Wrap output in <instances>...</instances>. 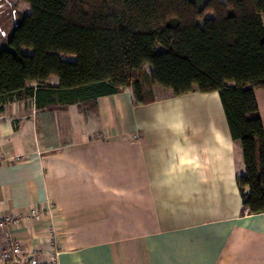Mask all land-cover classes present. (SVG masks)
I'll use <instances>...</instances> for the list:
<instances>
[{"label": "crops", "instance_id": "1", "mask_svg": "<svg viewBox=\"0 0 264 264\" xmlns=\"http://www.w3.org/2000/svg\"><path fill=\"white\" fill-rule=\"evenodd\" d=\"M255 98L264 126V89ZM244 170L217 92L23 96L0 108V223L21 221L0 224V256L14 239L39 264H264V212L241 213Z\"/></svg>", "mask_w": 264, "mask_h": 264}, {"label": "trees", "instance_id": "2", "mask_svg": "<svg viewBox=\"0 0 264 264\" xmlns=\"http://www.w3.org/2000/svg\"><path fill=\"white\" fill-rule=\"evenodd\" d=\"M21 1L30 12H17L0 46V108L23 96L43 107L126 89L135 105L155 101L157 87L174 96L217 92L245 167L236 180L241 213L264 212L255 98L264 89V0Z\"/></svg>", "mask_w": 264, "mask_h": 264}, {"label": "built area", "instance_id": "3", "mask_svg": "<svg viewBox=\"0 0 264 264\" xmlns=\"http://www.w3.org/2000/svg\"><path fill=\"white\" fill-rule=\"evenodd\" d=\"M52 209H48V212H42V211H32L30 214V217L34 221H41L44 219V217L51 213ZM19 222L21 223L20 219H15L12 217H6L3 222L0 224L3 225L5 223L7 224H13L18 225ZM50 245L51 248L54 249V254L57 253L59 250V241H58V235L56 232L54 233L53 230H50ZM1 259L6 264H39L38 261L34 258H28L25 256V251L23 249V245L19 240L9 239L7 242L6 247L1 252ZM54 260V257H53ZM52 260L51 264H54Z\"/></svg>", "mask_w": 264, "mask_h": 264}, {"label": "rangeland", "instance_id": "4", "mask_svg": "<svg viewBox=\"0 0 264 264\" xmlns=\"http://www.w3.org/2000/svg\"><path fill=\"white\" fill-rule=\"evenodd\" d=\"M17 12L29 13L30 7L27 3L21 0H0V46H7V38L12 33L13 25L17 16ZM210 16V15H209ZM24 53H31L29 48H22ZM61 57L65 60H74L75 56L69 54H61ZM157 98H162L165 93H168L170 97H178L172 95L167 90L157 87Z\"/></svg>", "mask_w": 264, "mask_h": 264}]
</instances>
